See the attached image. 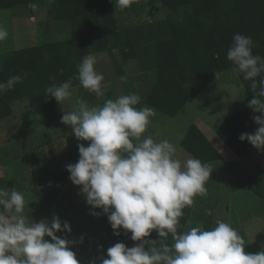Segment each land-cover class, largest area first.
I'll return each instance as SVG.
<instances>
[{"label": "rangeland", "instance_id": "1", "mask_svg": "<svg viewBox=\"0 0 264 264\" xmlns=\"http://www.w3.org/2000/svg\"><path fill=\"white\" fill-rule=\"evenodd\" d=\"M114 2L120 26L168 16L159 0ZM54 6L52 0H34L0 9V54L45 41L40 37L53 22ZM173 51L168 48L169 57ZM72 90L64 94L61 119L55 97L48 113L24 120L26 99H20L0 119V264H52L54 258L76 264H264V204L247 188L248 156L231 166L202 167L179 143L190 124L215 128L246 105L234 71H222L174 117L143 103L129 131L135 143L125 144L108 166L97 143L67 135L129 106V94L109 85L100 103L81 101L82 90ZM249 125L260 137L254 153L264 160V126ZM160 173L182 185L179 198L191 213L175 249L153 254L127 245L133 223L114 217L105 205L117 193L145 200Z\"/></svg>", "mask_w": 264, "mask_h": 264}, {"label": "trees", "instance_id": "2", "mask_svg": "<svg viewBox=\"0 0 264 264\" xmlns=\"http://www.w3.org/2000/svg\"><path fill=\"white\" fill-rule=\"evenodd\" d=\"M32 1L0 0V9ZM52 1L55 6L51 18L65 22L73 37L84 36L94 51L154 44L157 78L144 101L165 115L177 114L222 71H234L247 93L246 105L227 116L216 133L237 156L247 152L240 126L256 120L264 126V0H159L168 16L134 26L118 24L114 0ZM176 14L180 15L178 21L172 19ZM167 46L175 47L179 64L166 57ZM17 51L0 57V119L8 117L10 103L20 99H26L24 120L44 113L46 82L76 69L65 40L44 41ZM130 126L131 120L114 113L70 132L67 139L92 144L105 138L108 146L99 155L108 166L122 144L132 140ZM194 129L191 127L179 143L203 166L213 156L198 145ZM58 174L56 181L61 182ZM245 182L264 204V182L256 175H246ZM181 186L160 173L145 200L121 193L109 198L105 206L113 216L126 217L133 223L127 245L150 249L153 254L175 249L191 213L189 203L179 198ZM209 223L207 219L203 236ZM64 263L76 261L68 258Z\"/></svg>", "mask_w": 264, "mask_h": 264}, {"label": "crops", "instance_id": "3", "mask_svg": "<svg viewBox=\"0 0 264 264\" xmlns=\"http://www.w3.org/2000/svg\"><path fill=\"white\" fill-rule=\"evenodd\" d=\"M52 21L53 22L50 21L47 23L48 26H45V33L42 34L40 38L45 41H67L72 52L73 59L76 63V69L68 73L59 74L46 82L45 113L48 111L49 101L53 103V98L55 97L57 101L56 104L58 105L57 113H60L58 118L61 119L63 117V115L61 117V114L64 112L63 109L65 104L64 94L66 91H73L72 89H76L78 91L82 90L83 99L81 101L86 98L85 101L90 99L101 103L102 101L107 100L105 98L108 96V93L105 95L104 90H106L109 85H112L120 92L129 94L131 102L130 105L115 113H120L124 120H131V126L129 129L130 131L138 115L142 114V104L145 103V96L157 78L154 44H140L130 46L128 48L94 51L84 36L73 37L70 33V28L67 24H65V22L56 20ZM169 47L171 46H167L165 49L166 57L170 61L179 64V58L176 50L171 53V57L168 56ZM20 49H11L7 52L1 53L0 57L2 56L3 58H7L11 52ZM148 82H152V84L149 85L147 91H145L147 86L146 84ZM101 84L104 86H100ZM141 89L142 93L139 95ZM70 95L72 94L70 93ZM186 103L174 116L178 115L182 111ZM255 124L258 126L262 123L260 120H256ZM191 127L195 128L192 134L195 136V140L198 145L203 148L207 155L211 154L213 156V158L209 159V162L206 164L212 165L214 167L231 166L228 164H233V161H236L237 159H243L244 156H248L246 161H249V164H246V167L251 171V173H249L250 171H247L245 176L256 175L264 182V160H261V155L254 153L256 150L255 147L258 145V139L260 137L258 136L257 131L251 128L250 125L249 127L244 125L240 126V132L247 146V152L240 157L237 156L217 135V127L211 128L207 124L199 121L196 125L190 124L186 132ZM256 135L259 137L258 139L255 138ZM131 138L132 140L130 142L135 143L134 137L131 136ZM107 142L108 141L105 138H102L96 140L93 146L97 143L100 153L108 146ZM127 143L122 144L118 153ZM257 156L260 162L256 161ZM215 162H221L220 164L222 165L216 166L213 164Z\"/></svg>", "mask_w": 264, "mask_h": 264}, {"label": "built area", "instance_id": "4", "mask_svg": "<svg viewBox=\"0 0 264 264\" xmlns=\"http://www.w3.org/2000/svg\"><path fill=\"white\" fill-rule=\"evenodd\" d=\"M48 260V259H47ZM52 264H65L64 263V260H62L61 258H54V259H51V260H49ZM48 261V262H49ZM49 262V263H50Z\"/></svg>", "mask_w": 264, "mask_h": 264}, {"label": "water", "instance_id": "5", "mask_svg": "<svg viewBox=\"0 0 264 264\" xmlns=\"http://www.w3.org/2000/svg\"><path fill=\"white\" fill-rule=\"evenodd\" d=\"M68 234H69V232H66V233H65V236H67Z\"/></svg>", "mask_w": 264, "mask_h": 264}]
</instances>
